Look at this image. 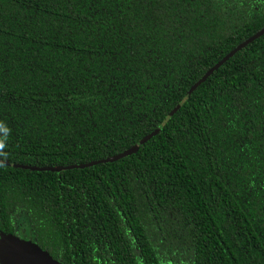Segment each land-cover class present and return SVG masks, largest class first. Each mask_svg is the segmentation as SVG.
<instances>
[{
    "label": "trees",
    "instance_id": "1",
    "mask_svg": "<svg viewBox=\"0 0 264 264\" xmlns=\"http://www.w3.org/2000/svg\"><path fill=\"white\" fill-rule=\"evenodd\" d=\"M263 27L264 0H0V234L60 264H264Z\"/></svg>",
    "mask_w": 264,
    "mask_h": 264
},
{
    "label": "water",
    "instance_id": "2",
    "mask_svg": "<svg viewBox=\"0 0 264 264\" xmlns=\"http://www.w3.org/2000/svg\"><path fill=\"white\" fill-rule=\"evenodd\" d=\"M262 32H264V27L260 30H258L256 33H254L253 35H251L249 38H247L246 40L243 41V43H245L246 41L252 39L253 37H256L258 36L259 34H261ZM237 47H235L234 49H232L231 51H229L226 55L223 56V58H221L217 63H215L213 65V67H211L210 69H208L205 74L200 78L202 79L206 74H208L214 67H216L222 60H224L227 56L231 55L235 49H237ZM198 82V81H197ZM197 82L193 83L190 87H189V90L187 91V93L195 87V85L197 84ZM178 106V105H176ZM171 112V111H170ZM169 115V113H168ZM164 120L161 122V124H163ZM159 127H156L155 129H153L150 133L146 134L145 136H143L139 141H137L131 148H129L128 150L126 151H122L121 153H118L116 155H112L111 157H107V158H104V160H112V159H115V158H118L119 156H122V155H125L129 152H132L134 151L136 148H137V145L143 141H145L151 134H153L154 132H156L158 130ZM73 167V166H71ZM62 168H65V167H58V168H55V169H59L61 170ZM7 238H9L10 240L7 242L8 244L12 245L9 246V250L8 248L4 245L3 248L1 250V258H3V260L5 261V264H60L58 263L57 261L51 259L48 254L46 252H44L43 250L39 249L34 243L33 241L31 246L29 247V249L32 251L33 250V253H34V257L29 255V254H25V253H21L19 251H15V249H17V247L19 246H23L25 248V245L23 242H20L18 241L15 237L16 236H13V235H6ZM13 239V240H12ZM7 241V239H0V242L3 244ZM40 252L43 257L39 254H37V252ZM40 257V258H39ZM52 261H55L56 263L52 262ZM3 264V263H1Z\"/></svg>",
    "mask_w": 264,
    "mask_h": 264
},
{
    "label": "rangeland",
    "instance_id": "3",
    "mask_svg": "<svg viewBox=\"0 0 264 264\" xmlns=\"http://www.w3.org/2000/svg\"><path fill=\"white\" fill-rule=\"evenodd\" d=\"M19 223H22V221H20ZM24 229H25V228H24ZM25 232H26V231H25ZM23 234H24V232L21 233V232H20V229H19V234H18L17 237H15V238H16L18 241L23 242L24 245H25V248H24L23 246H19V247H17V249H15V251H19V252H21V253L29 254V255H31V256L34 257L33 250L31 251V250L29 249V247H30L31 244H32V242H31V241H32V237H31V235H30L28 232H26L25 235H23ZM0 239H7V241H6L5 243H3V244L0 242V254H1V250L4 249V248H3L4 245L8 248V250H9V246L12 247V245H10V244L7 243L10 239L7 238L6 235L0 234ZM12 240H13V239H12ZM36 252H37V254H39V255H41V256L43 257V255H42L40 252H38V251H36ZM39 258H40V257H39ZM52 262L56 263L55 261H52ZM0 263L5 264V261L3 260V258H1V255H0Z\"/></svg>",
    "mask_w": 264,
    "mask_h": 264
},
{
    "label": "clouds",
    "instance_id": "4",
    "mask_svg": "<svg viewBox=\"0 0 264 264\" xmlns=\"http://www.w3.org/2000/svg\"><path fill=\"white\" fill-rule=\"evenodd\" d=\"M4 148V144H3V142H0V155H2L3 154V152H2V149Z\"/></svg>",
    "mask_w": 264,
    "mask_h": 264
}]
</instances>
